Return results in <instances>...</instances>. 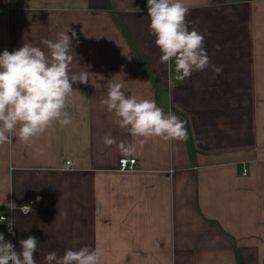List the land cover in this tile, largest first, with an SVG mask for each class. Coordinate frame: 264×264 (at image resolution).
I'll list each match as a JSON object with an SVG mask.
<instances>
[{
    "label": "crops",
    "instance_id": "obj_1",
    "mask_svg": "<svg viewBox=\"0 0 264 264\" xmlns=\"http://www.w3.org/2000/svg\"><path fill=\"white\" fill-rule=\"evenodd\" d=\"M183 2L210 63L178 81L160 62L147 0H0V53L47 51L42 41L70 27L72 71L89 75L73 85L71 125L0 145V208L15 207L17 251L39 241L37 264L85 245L101 264H264V0ZM109 81L177 115L187 139L152 138L131 156L107 146L106 136L135 143L101 103ZM124 157L134 171L119 170Z\"/></svg>",
    "mask_w": 264,
    "mask_h": 264
},
{
    "label": "clouds",
    "instance_id": "obj_2",
    "mask_svg": "<svg viewBox=\"0 0 264 264\" xmlns=\"http://www.w3.org/2000/svg\"><path fill=\"white\" fill-rule=\"evenodd\" d=\"M188 12L183 0H147L149 30L160 50V62L174 65L178 81L205 70L210 63L204 35L194 27L189 29ZM76 38L75 30L68 27L55 40L42 41L47 51L24 43L14 51L0 53V145L11 143L13 138L31 145L54 126L63 128L73 123L68 110L77 91L73 85L89 83L88 72L72 71ZM214 71L219 75L222 69L216 67ZM123 89L122 83L109 81L107 96L101 103L135 143L117 142L106 136L107 146H116L122 155L131 156L138 146L142 147L152 138L187 139L185 124L177 115L171 111L165 113L152 99L126 95ZM21 211L27 214L29 209ZM9 231H12L11 225ZM19 244L21 250L17 251L0 233V264H37V238L28 236ZM44 261L45 264H101V252L99 248L85 245L78 250L65 249L62 255L48 252Z\"/></svg>",
    "mask_w": 264,
    "mask_h": 264
},
{
    "label": "built area",
    "instance_id": "obj_3",
    "mask_svg": "<svg viewBox=\"0 0 264 264\" xmlns=\"http://www.w3.org/2000/svg\"><path fill=\"white\" fill-rule=\"evenodd\" d=\"M173 80L175 79V75L172 76ZM66 166L71 165V161H67L65 163ZM137 168V160L135 158H120L119 160V170L122 172H132ZM242 174H247V169L244 168L242 170ZM27 208L29 209L28 212L31 211L32 206L31 204H25L20 206L18 209L21 211V209ZM15 210V207L11 206L10 210H3L0 208V233L4 235L5 240L11 241L15 245L14 241V224L12 219V212ZM22 212V211H21ZM27 212V213H28ZM9 225L12 227V231H9Z\"/></svg>",
    "mask_w": 264,
    "mask_h": 264
}]
</instances>
